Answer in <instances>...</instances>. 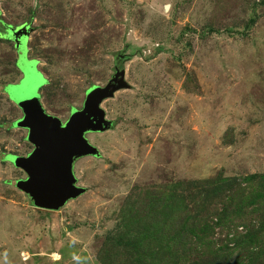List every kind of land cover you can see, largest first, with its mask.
I'll return each instance as SVG.
<instances>
[{
  "label": "rangeland",
  "instance_id": "1",
  "mask_svg": "<svg viewBox=\"0 0 264 264\" xmlns=\"http://www.w3.org/2000/svg\"><path fill=\"white\" fill-rule=\"evenodd\" d=\"M122 69L82 192L36 207L27 89L65 125ZM0 264H264V0H0Z\"/></svg>",
  "mask_w": 264,
  "mask_h": 264
},
{
  "label": "water",
  "instance_id": "2",
  "mask_svg": "<svg viewBox=\"0 0 264 264\" xmlns=\"http://www.w3.org/2000/svg\"><path fill=\"white\" fill-rule=\"evenodd\" d=\"M25 34L24 29L13 32L16 37ZM123 75L122 69L116 72L118 79L113 78L116 84L110 81L104 88L89 90L83 108L73 110L65 125L58 117L44 111L38 95L27 98V89L26 100L21 99L19 103L24 113L19 125L28 128V139L34 148L26 157H15L14 164L26 172L27 177L17 181V184L36 207L56 210L68 198L82 192V188L74 185L73 161L80 155L98 153L84 135L91 130L104 131L110 128V121L105 119L101 103L112 96L115 90L125 86ZM37 78L33 76L28 87L38 83ZM16 90L14 94L18 92L22 98L25 93Z\"/></svg>",
  "mask_w": 264,
  "mask_h": 264
},
{
  "label": "crops",
  "instance_id": "3",
  "mask_svg": "<svg viewBox=\"0 0 264 264\" xmlns=\"http://www.w3.org/2000/svg\"><path fill=\"white\" fill-rule=\"evenodd\" d=\"M20 77L22 78L23 77V74L20 72ZM10 84H12V85H15V84H18V83H10ZM17 105V104H16ZM18 106V105H17ZM19 107V106H18ZM23 117H24V114L22 113V115L20 114V117H18L14 122H13V124L14 125H19V123H20V121L23 119ZM31 152V151H30ZM29 152V153H30ZM28 153V154H29ZM28 154H27V156H28ZM15 157H26V156H15ZM21 179H25V178H21Z\"/></svg>",
  "mask_w": 264,
  "mask_h": 264
},
{
  "label": "trees",
  "instance_id": "4",
  "mask_svg": "<svg viewBox=\"0 0 264 264\" xmlns=\"http://www.w3.org/2000/svg\"><path fill=\"white\" fill-rule=\"evenodd\" d=\"M15 165V164H14Z\"/></svg>",
  "mask_w": 264,
  "mask_h": 264
}]
</instances>
